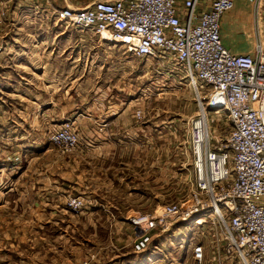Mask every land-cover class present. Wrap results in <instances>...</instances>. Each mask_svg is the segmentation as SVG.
Masks as SVG:
<instances>
[{
    "label": "rangeland",
    "instance_id": "1",
    "mask_svg": "<svg viewBox=\"0 0 264 264\" xmlns=\"http://www.w3.org/2000/svg\"><path fill=\"white\" fill-rule=\"evenodd\" d=\"M74 1L0 0V264H74L92 255L94 264H194L195 243L211 255L213 208L201 225L158 231L140 254L128 218L188 197L191 123L206 93L172 55L137 57L59 20L56 11ZM236 30L224 45L253 49L254 33ZM207 111L212 133L224 136L227 113ZM66 133L77 139L72 149ZM107 163L118 167L116 203L103 198L96 172Z\"/></svg>",
    "mask_w": 264,
    "mask_h": 264
},
{
    "label": "built area",
    "instance_id": "2",
    "mask_svg": "<svg viewBox=\"0 0 264 264\" xmlns=\"http://www.w3.org/2000/svg\"><path fill=\"white\" fill-rule=\"evenodd\" d=\"M207 1L209 8L198 13L202 0H95L82 9L56 11V17L94 30L137 57L172 55L206 93L191 123L193 188L185 199L128 218L139 229L134 252L148 250L155 233L177 223L201 225L198 217L213 208L219 231L211 255L195 243L194 264H264V0H248L255 41L252 52L243 54L226 47L221 35V19L236 0ZM2 51L0 43V56ZM209 107L227 113L224 136L212 133ZM63 137L72 149L76 137ZM71 204L81 207L83 201ZM94 263L92 255L74 264Z\"/></svg>",
    "mask_w": 264,
    "mask_h": 264
},
{
    "label": "crops",
    "instance_id": "3",
    "mask_svg": "<svg viewBox=\"0 0 264 264\" xmlns=\"http://www.w3.org/2000/svg\"><path fill=\"white\" fill-rule=\"evenodd\" d=\"M94 1L95 0H91V1L87 2L85 5H82L81 2H78L75 0L72 3L73 5L67 6L65 8L82 9V8H85L88 5L92 4ZM208 8H209V2L207 0H202L201 5H199L197 7V12L201 13L202 11H204ZM229 14L232 15L231 19L235 18V22H233L234 25H232L233 31H230L232 34L231 38L235 34V29H237L236 32L239 31L241 24H243V26H245L246 29L249 30V34L251 35V31L254 28V19H255L254 6L252 3H249L248 0H236L234 8L231 11H229L223 15V17L221 19L222 39H224L226 41H228V38L230 37L229 32H227V26H226V22L228 21L227 19L229 18ZM252 35H251V37L253 38ZM231 38H229V39H231ZM227 43L228 42H226V44ZM231 43H232L231 45L227 44L225 46L237 54L250 53L253 50V49H251V50L245 52L241 49H237L236 44H234L233 41ZM92 169H94V168H92ZM114 169L117 170L118 167L111 165L110 163H107L105 165L102 164V165H100L99 169H96V172L97 173L100 172V174H101L99 178H100L101 182L104 183L103 188H106V189H102V191H104V194H102V196L107 203H111V202L116 203V201L110 200L114 197L117 198L116 196L113 195V193H111V192H113L112 191L113 182L119 178L118 174H114V172H115ZM117 173H119V171H117ZM110 175H112V176H110ZM97 188H100V187H97ZM91 193H92V196L90 195V197L92 198V201L98 202V200H97L98 197L96 196V194H98V191L94 189V190H91ZM106 215L109 217V213H106ZM100 262H98L97 264H100Z\"/></svg>",
    "mask_w": 264,
    "mask_h": 264
},
{
    "label": "bare ground",
    "instance_id": "4",
    "mask_svg": "<svg viewBox=\"0 0 264 264\" xmlns=\"http://www.w3.org/2000/svg\"><path fill=\"white\" fill-rule=\"evenodd\" d=\"M254 33V28H253V30L251 31V35ZM194 223V222H193Z\"/></svg>",
    "mask_w": 264,
    "mask_h": 264
}]
</instances>
